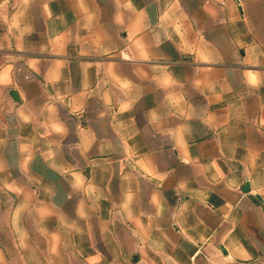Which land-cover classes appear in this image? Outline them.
<instances>
[{"label":"crops","instance_id":"obj_1","mask_svg":"<svg viewBox=\"0 0 264 264\" xmlns=\"http://www.w3.org/2000/svg\"><path fill=\"white\" fill-rule=\"evenodd\" d=\"M0 264H264V0H0Z\"/></svg>","mask_w":264,"mask_h":264},{"label":"water","instance_id":"obj_2","mask_svg":"<svg viewBox=\"0 0 264 264\" xmlns=\"http://www.w3.org/2000/svg\"><path fill=\"white\" fill-rule=\"evenodd\" d=\"M11 95L15 98V92H12ZM247 186L245 187V190H247ZM259 198V196H257Z\"/></svg>","mask_w":264,"mask_h":264}]
</instances>
